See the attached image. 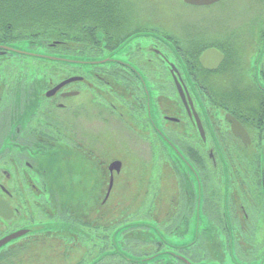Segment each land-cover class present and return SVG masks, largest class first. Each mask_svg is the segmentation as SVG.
<instances>
[{"label": "flooded vegetation", "instance_id": "1", "mask_svg": "<svg viewBox=\"0 0 264 264\" xmlns=\"http://www.w3.org/2000/svg\"><path fill=\"white\" fill-rule=\"evenodd\" d=\"M187 1L183 0V4L195 9L218 7L222 15L210 22L240 23L241 26L227 29L222 34L219 47L211 46L202 49L200 53H188L191 57L189 60L174 38L168 39L157 32L137 29L130 35L113 34L107 57H76L79 61L75 64L79 69L77 72L64 66L67 70L62 80L55 83L48 80L41 85L47 100L46 114L55 115L56 119L59 116L62 118L60 122L55 120L57 125L66 124L67 115H90L83 101H86L87 96L83 91L92 89L95 97L93 105L97 107L93 115L106 116L99 120L94 119L91 128L89 125L85 128L84 124L79 130V150L85 148L90 141L98 149L101 129L108 130L120 149L152 150L147 135H143L147 134V126H150L155 140L179 159L175 168L179 173L181 198L174 207L172 223L166 227L152 223L156 230L141 227L143 236L149 242L142 240L140 249L131 243L123 244L118 237L123 233L126 235L139 231L134 225L136 222L150 223V220L124 223L114 231L112 238L106 240L105 247L101 248V240L95 238L100 237L97 221L94 224L85 222L82 214L76 217L66 206L53 208L44 205L54 211L53 217H47L45 211L48 207L34 208L29 225L20 224L13 232L0 238L2 240L26 230L28 234L19 239L32 238L22 244H18L21 240L17 239L0 249L1 251L12 243L18 244L13 251L1 253L6 254L3 262L14 263L20 260V257L15 256L16 253L28 256L31 253L35 260L40 254L48 253L50 259L62 258L65 264H71V261L74 264H130L123 258L124 255L143 259L156 258L159 261L155 264H222L219 255L217 257L211 254V244L215 243L213 234L216 232L218 240H225L227 248H223V252L227 260H230L229 264L264 263V255L252 260L251 255L246 258L242 251L235 250L236 231H254L256 228L264 230V0H253L254 4L247 7L252 9L251 14H246L249 13L245 10L246 6L239 5L232 7L230 12L227 6L229 0H220L210 5H193ZM244 24L248 25L242 31H236ZM3 31L4 25L0 19V38ZM148 38L155 40L162 49L151 47L149 50L145 43H137ZM4 45L14 46L0 42V46ZM210 49L218 50L223 56L221 64L213 71L204 68L202 64L204 53ZM166 50L174 57V61L166 57ZM8 54L21 56L0 49V57ZM48 55L63 56L55 53ZM149 55L162 67L159 70L161 75L164 64H167L172 77V93L175 91L178 111L167 115H184L193 126L192 135L166 130L165 122L181 125L184 119L177 116L160 118L165 115L164 107L158 101L159 98H164V84L163 80L156 83L153 81L150 69L154 71V62L149 59ZM89 61L98 63L92 64ZM91 67L92 72L88 70ZM203 75L209 78L202 79ZM71 79L76 81L50 95ZM102 86L107 89L102 90ZM157 91L161 94L159 97L155 96ZM101 92L108 93L109 98H102ZM71 99H79V104H69ZM3 106L0 101V164L8 157H14L21 162L23 169L32 172L16 177V193H12L9 188L13 180L12 174L5 168L1 171L0 208L3 215L0 218L11 222L20 216L26 199L33 202L40 196L42 199L51 200L53 197L58 200L60 192L55 190L46 193L47 171L36 176L37 164L30 153L36 152L35 135L30 137L22 129L14 131L10 127L11 115H5ZM214 109L220 114L214 115ZM123 115H144L146 118L143 129L133 131ZM234 123L237 125L235 130ZM31 140L34 144H27ZM198 149L204 151L203 156ZM13 151L19 153L14 154ZM117 162L120 161H113L106 166L110 183L105 202L114 188V174L118 172H111V167ZM120 163L123 168L122 162ZM214 173L221 176L217 177L219 184L213 176ZM20 183L24 184V190H20ZM37 183H43L45 187H38ZM66 197L65 195L64 198ZM14 200L18 201L15 207L11 203ZM36 210L40 216L45 214V220L40 217L38 222ZM80 211L83 212V209ZM50 223L61 226L55 228ZM127 226L129 228L120 230ZM39 237L46 239L41 240ZM106 247L108 250L104 249ZM243 256L248 261L242 260Z\"/></svg>", "mask_w": 264, "mask_h": 264}, {"label": "rangeland", "instance_id": "2", "mask_svg": "<svg viewBox=\"0 0 264 264\" xmlns=\"http://www.w3.org/2000/svg\"><path fill=\"white\" fill-rule=\"evenodd\" d=\"M55 1V6L51 5L50 7L52 16L42 18V25L47 30L46 34L37 36L36 30H33L35 26L32 24L28 23L24 26L18 24L20 23L18 18L21 19V13L18 11L21 12L22 9L23 12L25 11L24 13L34 11L33 8L26 5L29 3L22 0L20 3L11 5V10H7L9 1L0 0V19L4 25L0 42H8L18 48L45 54L66 55L73 59H77L76 57L79 56L84 59L104 58L109 55L110 39L113 34L123 33L125 35L126 33L130 35L137 29H144L148 32H157L168 39L174 38L186 59L189 60L191 57L188 53H200L202 49L205 50L211 46L219 47L222 34L227 29L241 26L240 23L210 22L222 15L218 7L195 9L185 6L183 0H50L48 2ZM104 2H107L108 5L104 6ZM49 3L46 4V9L49 8ZM253 4V0H229L227 6L230 12L234 6H246L245 10L249 12L246 14H251L252 9L249 10L247 7H251ZM94 9L95 12L98 11V15H93ZM75 12L90 18L79 19L77 17L76 23L73 19ZM247 25L244 24L236 31H242ZM4 37L9 40L6 41L3 39ZM141 42L145 43L149 50L151 47L162 49L153 39L139 40L137 43ZM167 51L166 57L170 61H174V57ZM148 57L154 62V71L150 69L153 73V81L156 83L163 80L164 84V98H159L158 101L160 105H163L165 115H161L160 118L177 116L184 119L181 125L165 122L166 130L171 133L192 135L193 126L184 115H167V113L178 111L175 91L173 90L174 94L172 93V77L168 65L164 64L163 75H161L159 70H162V67L157 64L153 56L149 55ZM64 66L73 69L74 72L79 70L74 64L53 63L11 54L0 57V101L4 105L2 111H5V115H11L10 127L14 131L22 129L30 137L35 135L36 152L30 151L37 164L35 174L41 176L47 171L46 187L48 191L46 193H52L55 190L60 192L58 200L53 197L51 200L42 199L40 196L33 202L26 199L25 207L20 208V216L11 222L3 221L0 218V238L13 232L20 224L29 225L34 208L48 206L53 208L66 206L76 217H80L82 214L85 222L94 224L97 221L100 226L98 233L100 237L95 238L101 240L99 242L101 248L105 247L106 240L112 238L114 231L127 222L147 219L157 225L168 226L174 218V207L181 198L178 183L179 173L175 168L178 165V157L168 148L163 149L159 141L155 140L149 125L147 134L143 135H147V140L152 144V150L128 151L120 149L107 129L100 130V147L98 149L94 148L90 141L88 145H85V148L79 150L77 148L79 130L84 124L85 128L88 125L91 128L94 119L99 120L106 115H93L94 109L97 107L93 105L95 97L92 89L83 91V94L87 95L86 101L84 99L83 101L87 107L86 111L90 115H67L66 124L57 125L55 120L60 122L62 118L59 116L56 119L55 115L46 114L47 100L41 85H44L48 80H53L54 83L62 80L65 77V70H67ZM92 69V67L88 68L91 70L90 72ZM205 78H209V76L203 75L202 79ZM194 79L198 80L196 77ZM202 86L204 87L203 84ZM105 88L102 86L101 89L105 90ZM101 95L105 100L109 98L108 93L101 92ZM160 95L157 91L155 96L159 97ZM79 101V99H71L69 104L77 106ZM213 112L214 115L220 114L216 109ZM104 113L103 111L102 114ZM140 116L123 115L128 127L133 131H141L144 127V118L146 117ZM216 117L219 118V116ZM32 140L27 144L33 145ZM198 152L203 156V150L198 149ZM12 153L19 152L13 151ZM113 161L122 162L123 168L120 174H114V188L108 201L105 202L110 183V174L106 166ZM3 168L12 174L13 180L9 187L12 193H16V177L32 174L29 169H23L21 162L16 158L8 157L5 162L0 164V183L2 182L1 171ZM219 175L213 174L218 184L220 180L217 177H221ZM20 184V190H24L22 187L24 184ZM37 186L44 188L45 184L37 183ZM65 195L66 198H64ZM19 202L21 203L20 200ZM11 203L14 207L18 205L17 200L11 201ZM49 207L45 211L48 218L53 217L52 214L55 215ZM82 209L83 212L80 211ZM37 213L36 210L38 222L40 217L45 220V214L40 216ZM51 226L59 228L61 224H51ZM67 226L69 227V225ZM183 233L185 234L186 231ZM143 235L144 231L142 230L126 235L123 233L118 237V240L123 244L131 243L140 249L142 240L149 242ZM39 238L46 239V237ZM30 239L32 238L19 239L21 241L18 244L25 243ZM214 239L215 243L211 244V254L217 257L219 255L222 264H229L230 260H227L223 252V248L224 250L227 248L225 240L223 239L222 242L218 240L216 232L213 234V241ZM235 241V250L242 251L245 257L251 255L250 259L254 260L264 255V230L261 228H256L254 231H236ZM18 244L12 243L0 251V258H2L0 264H65L62 258L50 259L48 253L40 254L36 260L31 253L29 256L16 253L15 256L20 257V260L14 263L3 262L6 259L4 258L6 254L2 255L1 253L8 250L13 251ZM104 249L108 250V247ZM244 256L242 260L245 259ZM245 261L248 260L245 259ZM70 263L74 264L72 261ZM254 264H258V262Z\"/></svg>", "mask_w": 264, "mask_h": 264}, {"label": "water", "instance_id": "3", "mask_svg": "<svg viewBox=\"0 0 264 264\" xmlns=\"http://www.w3.org/2000/svg\"><path fill=\"white\" fill-rule=\"evenodd\" d=\"M218 1H220V0H188L187 3L193 4V5H210V4H214ZM0 49H4L5 52H14V53L19 54L21 56H26V57H30V58H37V59H42V60H49V61H55V62H60V63H66V64H74V65L79 63L78 59H73V58H69V57H65V56H53V55L41 54V53H37L34 51L29 52V51L24 50L23 48H16L14 46H9V45L0 46ZM222 60H223V56L218 50L210 49L204 53V55L202 57V64H203L204 68L213 71L219 67ZM104 62H107V61H104ZM90 63L96 64L98 62L92 61ZM75 81H76V79H71L68 82L60 85L50 95H53L57 90H59L60 88H62L66 84L72 83ZM236 126H237L236 123H234L233 124L234 130L236 129ZM236 132H237V130H236ZM121 168H122V165L120 162L114 163L113 166L111 167V172L117 171L119 173L121 171ZM112 185H113V181L111 182V187H112ZM5 208L8 209V206L5 205ZM0 215H3L1 208H0ZM26 234H28V230L21 231V232H18V233H15V234H12L10 236L5 237L4 239L0 240V249L5 247L6 245L11 243L12 241H15V240L23 237ZM261 264H264V263H261Z\"/></svg>", "mask_w": 264, "mask_h": 264}, {"label": "trees", "instance_id": "4", "mask_svg": "<svg viewBox=\"0 0 264 264\" xmlns=\"http://www.w3.org/2000/svg\"><path fill=\"white\" fill-rule=\"evenodd\" d=\"M8 1H9L8 2L9 5H7V10H11V5L20 3V1H22V0H8ZM23 1H26V3H29V4H26V5L28 7H30V8H33L34 11L32 13L31 12L24 13L25 11L23 12L22 11L23 9L21 10V12L18 11V13H21V19L18 18V21L20 23H18V24L21 25V26L28 25V23L32 24L33 26H35V29H33V30H36L37 36L38 35H43V34L45 35L47 30H46V27H43V25H42V18H49L50 16H52L51 15L52 12L50 10V7H51V5L55 6L56 1L53 2V3H49L48 1H50V0H23ZM47 3H49V8L48 9H46V4ZM103 4H104V6L108 5L107 2H104ZM106 12H108V11H106ZM98 14H99L98 11L95 12V9H94V14L93 15L95 16V15H98ZM77 17H79V19H81V18H90V17H88L86 15H80V13H76L75 12L74 15H73V19L75 20V22H76ZM3 39H5L6 41L9 40L6 37H4ZM112 41H113V39H110V44L112 43ZM5 44H9V43L6 42ZM36 52L37 53H41V52H38V51H36ZM41 54H45V53H41ZM53 56H55V55H53ZM24 57H26V56H24ZM65 57H68V56H65ZM34 59H37V58H34ZM40 60H42V59H40ZM45 61H49V60H45ZM50 62L60 63V62H55V61H50ZM152 223L153 222H151V221H150V223L136 222V224H134V225H135V227H138V228H136L138 230L143 229L141 227H147V228H150L152 230H156V226L153 225L154 223L153 224ZM127 228H129V227L128 226L126 228L123 227L120 230L123 231V230H125ZM132 228H134V227H132ZM123 258L126 259L128 261V263H130V264H155L157 261H159L156 258L143 259V258H136V257L133 258V256L131 257V256H126V255H124Z\"/></svg>", "mask_w": 264, "mask_h": 264}]
</instances>
